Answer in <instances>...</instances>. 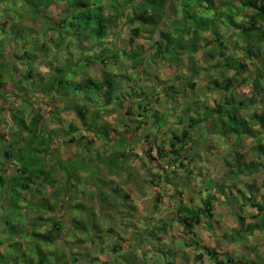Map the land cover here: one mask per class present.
I'll list each match as a JSON object with an SVG mask.
<instances>
[{
  "label": "clouds",
  "instance_id": "clouds-1",
  "mask_svg": "<svg viewBox=\"0 0 264 264\" xmlns=\"http://www.w3.org/2000/svg\"><path fill=\"white\" fill-rule=\"evenodd\" d=\"M0 264H264V0H0Z\"/></svg>",
  "mask_w": 264,
  "mask_h": 264
}]
</instances>
